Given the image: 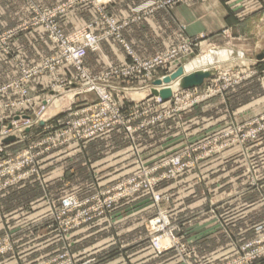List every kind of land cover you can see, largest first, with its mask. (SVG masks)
Segmentation results:
<instances>
[{"label":"rangeland","instance_id":"obj_1","mask_svg":"<svg viewBox=\"0 0 264 264\" xmlns=\"http://www.w3.org/2000/svg\"><path fill=\"white\" fill-rule=\"evenodd\" d=\"M21 1L29 16L14 29L0 32L2 52H11L6 44L16 29L41 26L35 23L38 11L53 12L51 20L61 27L57 15L92 6L96 18L81 27L90 24L96 27L102 21L103 31L97 33L106 31L107 24L93 6L96 0H61L51 6L40 5L34 0ZM183 1L146 0L133 8L134 14L126 17L123 25L126 27L129 22L151 11L174 7ZM111 2L102 6L115 24L120 25L123 22L109 13ZM96 4L101 6V2ZM46 36L53 44L50 35L46 33ZM107 37L116 36H106L103 40ZM220 37L223 41L209 39L206 35L190 37L152 55H138L144 59L153 58L184 44V48L188 43L192 45L187 51L183 48L174 60L157 67L149 76L109 79L120 124L93 137L111 135L113 139L91 149H81L86 141L67 139L65 131L69 123L77 119L73 113L78 107L96 108L98 97L90 91L78 94L81 81L72 82L68 89L52 90L53 81L49 75L46 90L50 91L52 98H45L42 102L48 101L47 120L20 135L13 132L0 137V247L5 248L0 252V264H96L95 259L99 257L80 255L79 251L103 246V235L84 233V229L108 215L119 203L131 199L132 204H126L123 211L129 217L143 218L144 242L148 243V248L155 250L151 241L152 222L165 214L170 224L176 227L177 244L155 251L175 250L179 264H189L194 241L181 238V225L172 220L170 212L174 210L170 190L181 186L182 179L191 183L195 180L196 185H202L200 199L206 200L207 196L209 200L214 196L213 202L220 199V205H211L207 212L214 215L217 209H222L220 215L234 216L240 221H246L250 214L258 224L264 216V155L260 148L264 140V81L256 75H261L264 70V51L254 57L256 49L246 44L241 47L240 41L231 38L228 29L223 30ZM55 52L54 46L51 55ZM130 62L129 59L113 68ZM179 67L185 72L207 68L211 75L200 86L190 89H180L176 82H172L177 90L175 86L171 87L170 97L157 101L150 93L152 82L170 75ZM73 76L74 71L66 77L58 74L56 77L60 80ZM170 84L167 87L170 88ZM62 94L65 95L63 99ZM12 117L5 115L7 121ZM4 121L0 128L6 124ZM10 136L13 139L5 142ZM91 151L96 155L104 151L109 152V156L122 157V174L104 176L88 171L90 161L87 158ZM221 179L222 189L219 188ZM68 196H74L80 205L64 210L62 201ZM200 213L195 211L194 214ZM225 223L222 221L218 225L223 231L231 226ZM79 229L84 232L77 234ZM74 233L75 237L71 238ZM160 237L166 241L163 234ZM74 239L76 243H73ZM246 241L235 243L230 253L225 252L220 261L212 264L235 260ZM254 264H264V256Z\"/></svg>","mask_w":264,"mask_h":264},{"label":"crops","instance_id":"obj_2","mask_svg":"<svg viewBox=\"0 0 264 264\" xmlns=\"http://www.w3.org/2000/svg\"><path fill=\"white\" fill-rule=\"evenodd\" d=\"M34 1L43 6H51L61 0ZM145 1L112 0L109 13L120 22H124L126 17L134 14V7ZM28 16L29 11L21 0H0V32L14 29ZM57 16L61 28L69 32L92 21L97 14L92 6H82ZM103 28L102 21H99L94 31L101 32ZM225 29L229 30L232 39L240 41L241 47L247 45L249 48L256 49L253 54L254 57L258 56V53L264 51V0H184L174 7L151 11L140 19L129 22L122 29L121 36L137 55L145 57L190 37L206 35L209 39L223 41L220 35ZM15 31L16 33L7 40L6 44L11 48V52L0 51V85L19 76V65L30 66L39 63L54 52V45L48 40L41 26ZM127 61L129 58L122 43L116 37H107L101 41L97 51L87 53L85 65L90 73L99 74L111 67L123 65ZM262 71L261 75L257 73L256 76L264 81V70ZM72 72L71 67L65 66L60 68L57 74L66 77ZM48 82L49 76L45 75L34 77L26 83L33 94V103L38 104L45 98H52L50 91L46 90ZM16 97V93L10 91L0 97V102ZM64 97L65 95L62 94L61 99ZM18 111L20 110L3 109L2 113L10 116ZM22 111L25 114L30 113L28 109ZM112 139L111 135L93 138L84 142L81 149H91L95 145L107 144ZM260 145L264 155V140ZM93 152L88 154L87 159L90 161L88 171L92 170V173H101L104 176L113 173L122 174L120 173L123 170L122 157L113 155V158L109 156V152L104 151L97 155ZM215 172L218 174L217 170ZM180 184L181 186L175 190H170L171 204L174 208L170 212L172 220L181 225V238L185 241H194L193 251L188 259L189 264H212L214 261H220L225 252L230 253L233 250L235 243L249 240L264 231V216L256 224L253 217L249 216L250 214L246 221H240L234 216L224 217L219 214L222 209H217V213L213 215L207 212L208 208L211 205H220V199H216L215 202L212 201L215 199L214 196L211 200L208 196L205 197L206 200L200 199L199 191L202 185L198 183L196 185L195 180L191 183L189 180L182 179ZM222 184L223 182L220 189L223 187ZM218 186L216 184V188ZM222 195L221 193V197ZM131 200L116 205L108 215L87 226L84 229L85 232L81 231L82 229L77 230L79 232L77 234L84 232L91 235H103V246L82 249L79 254L99 257L95 259L96 264H179V255L175 250L156 252L148 248V243L144 242L143 218L129 217L123 211L126 204H132ZM221 206L223 208V205ZM247 207L250 208L249 203ZM195 211H201L204 214L195 215ZM225 220L230 221L225 223ZM222 221L225 224H231L227 226L228 231H223L222 226H218ZM239 224L243 228H240ZM75 235L76 233L71 238ZM61 242L64 243V241ZM73 243H76L75 239Z\"/></svg>","mask_w":264,"mask_h":264},{"label":"built area","instance_id":"obj_3","mask_svg":"<svg viewBox=\"0 0 264 264\" xmlns=\"http://www.w3.org/2000/svg\"><path fill=\"white\" fill-rule=\"evenodd\" d=\"M110 0H96L94 7L97 8L105 23L107 24L106 31L102 34L94 31L92 24L89 26L81 27L66 33L61 27L56 25L51 17L54 13L50 11H38L36 14L35 23L41 25L45 32L48 33L55 46L56 52L48 58L42 59L39 63L31 66L19 65L20 74L15 79L8 81L0 85V97L7 92L13 91L17 97L12 100L0 102V123L4 121L6 124L0 128V137H5L11 133H17L20 135L22 131L31 130L38 125L39 122L43 123L47 120L45 114L47 111L48 101L44 103L39 102L35 104L32 102L33 94L30 92L26 83L34 77L38 76H51V89L57 91L61 89H68L67 87L74 81H81L78 86V94L85 92H94L98 97V105L96 108H92L88 105L78 107L76 113H73L77 117L75 121L69 123V126L65 133L67 139L75 141H87L97 135L105 133L107 130L116 124H120L119 115L117 111L116 103L113 99L112 91L109 87L108 81L112 77L118 78L119 76H125L130 78H137L140 76H149L148 74L156 70L157 67L165 65L175 59L179 51L183 50V46L178 49H173L165 55H154L153 58H140L134 53L124 42V39L120 35L123 24L116 25L113 18H110L105 12V5ZM96 2H101V6H97ZM50 18V20L48 19ZM116 36L124 46L128 57H130V63L120 68H110L108 71L101 74H92L88 71L85 65V59L89 51H97L100 43L106 36ZM1 41V40H0ZM192 45L188 43L185 46V50L190 49ZM71 67L74 71V76L71 78H62L59 80L57 71L63 67ZM118 76V77H117ZM157 101H161L159 97ZM3 109L20 110L15 115H12V119L7 121L5 115L2 113ZM28 109L31 114H25L24 111ZM111 115V118H107ZM47 124L43 125L45 128ZM17 136V135H16ZM18 137V136H17ZM1 146V145H0ZM178 162V159H175ZM137 188V186L135 187ZM118 189V188H117ZM63 209L68 210L80 205V202L76 200L74 196H68L62 201ZM153 236L151 238L153 248L157 251L167 249L169 246L177 244L175 239L176 227L170 224L168 218L163 214L159 219H155L152 222ZM160 234H163L166 241L163 242ZM169 239V240H168ZM168 240V241H167ZM5 250L4 247H0V252ZM264 256V231L259 233L252 240H248L242 244L239 249V255L235 257L230 263L222 264H254L255 261Z\"/></svg>","mask_w":264,"mask_h":264},{"label":"water","instance_id":"obj_4","mask_svg":"<svg viewBox=\"0 0 264 264\" xmlns=\"http://www.w3.org/2000/svg\"><path fill=\"white\" fill-rule=\"evenodd\" d=\"M210 69H196L193 71L185 72L183 67H179L170 75L163 77L162 79H155L152 82L151 95L158 96L163 100H166L171 95V89L167 87L168 84L176 82L177 87L180 89H190L200 86L205 79L210 77ZM166 85V87H165ZM10 136L6 138L5 142L12 140Z\"/></svg>","mask_w":264,"mask_h":264},{"label":"bare ground","instance_id":"obj_5","mask_svg":"<svg viewBox=\"0 0 264 264\" xmlns=\"http://www.w3.org/2000/svg\"><path fill=\"white\" fill-rule=\"evenodd\" d=\"M224 51V50H223ZM221 52V51H220ZM225 52V51H224ZM206 58V57H205ZM200 59V58H199ZM204 61V60H203ZM198 64V63H197ZM212 64V63H211ZM173 86H175L174 85V83H172V84H170V89H171V87L173 88ZM174 89H176L177 90V88H176V86H175V88ZM151 93V92H150ZM154 97H158V96H154ZM160 98V97H159ZM161 99V98H160ZM161 100H163V99H161Z\"/></svg>","mask_w":264,"mask_h":264}]
</instances>
